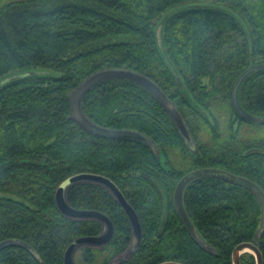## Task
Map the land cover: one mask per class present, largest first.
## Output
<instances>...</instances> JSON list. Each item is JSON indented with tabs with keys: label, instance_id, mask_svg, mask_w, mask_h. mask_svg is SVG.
Wrapping results in <instances>:
<instances>
[{
	"label": "trees",
	"instance_id": "1",
	"mask_svg": "<svg viewBox=\"0 0 264 264\" xmlns=\"http://www.w3.org/2000/svg\"><path fill=\"white\" fill-rule=\"evenodd\" d=\"M255 63L262 65L241 82L239 99L259 120L233 102L237 78ZM105 67L157 81L190 136L147 86L127 76L93 84L84 111L151 142L84 128L71 116V92ZM200 166L224 167L264 187V0H0V241L29 244L2 246L0 264H65L75 238L103 231L100 219L72 217L57 203L59 183L82 171L111 177L140 217V243L116 264H234L243 240H257L264 259L262 205L244 185L216 176L190 182L185 204L211 249L189 233L173 194ZM66 196L104 211L115 227L107 243L81 246L78 264H109L134 242L130 217L106 185L82 179ZM241 261L257 264L252 251Z\"/></svg>",
	"mask_w": 264,
	"mask_h": 264
},
{
	"label": "water",
	"instance_id": "2",
	"mask_svg": "<svg viewBox=\"0 0 264 264\" xmlns=\"http://www.w3.org/2000/svg\"><path fill=\"white\" fill-rule=\"evenodd\" d=\"M261 65L262 64L255 63L250 65L248 68H246L237 78L233 88V102L237 111L242 116L255 120H259L262 117L259 115L252 114L251 112H249L244 108V106L241 104L239 99V87L241 82L244 80V78H246V76L251 71L259 68ZM109 76H127L147 86L160 100V102L168 110V112L173 116L181 132L187 137L190 136L188 125L185 119L183 118L182 113L179 111L174 101L162 88V86L146 73H143L141 71L129 67H105L98 69L92 72L91 74H89L87 77H85L80 82V84L77 85L72 90L70 96L71 116L74 119H76L84 128L99 135L134 136V137L142 138L148 142H151L150 138L139 130L132 128H114V127L104 126L94 121L84 111L82 102L86 92L93 84ZM201 176H216L219 178H223L225 180L244 185L247 188H249L252 192H254L262 205V222L257 231L258 236L262 235V233L264 232V187L255 179L247 175L234 172L224 167L200 166L189 170L178 180L173 196L174 205L179 214V217L181 218L183 224L185 225L189 233L199 244H201L203 247L211 249L208 243L204 240V238L198 231L196 224L192 220L185 204L184 195L188 184L192 182L194 179L199 178ZM82 179L95 180L106 185L113 192V194L119 200V202L123 205V207L125 208L126 212L130 217L133 226V232H134L133 235L135 242L132 252H134L138 244L140 243L142 237V224L138 212L136 211L134 206L130 203V201L126 198L125 194L123 193L119 185L111 177L103 173L82 171L67 176L59 183L56 189L57 203L60 209L64 213L72 217H76V218L95 217L100 219L104 224V229L100 234L82 235L75 238L70 243V245L68 246L65 252V264H78L75 259L76 250H78L81 246L87 243L92 245H102L107 243L112 238L115 230L113 220L104 211L96 208L77 207L70 204V202L68 201L66 196V190L68 186ZM14 242H21L29 246V244L26 241H22L20 239H15V238H7L0 241V248L8 243H14ZM245 251H252L253 253H255L257 264H264L263 253L262 250L260 249L257 240H243L240 241L238 244H236L233 250L234 264H242L241 257H242V253ZM156 264H186V263L177 259H166L157 262Z\"/></svg>",
	"mask_w": 264,
	"mask_h": 264
},
{
	"label": "rangeland",
	"instance_id": "3",
	"mask_svg": "<svg viewBox=\"0 0 264 264\" xmlns=\"http://www.w3.org/2000/svg\"><path fill=\"white\" fill-rule=\"evenodd\" d=\"M247 128H249V131L252 130V126H246ZM257 129V128H256ZM155 149L157 150V152L159 153V148L155 145ZM134 242L132 241L129 245V247H127L122 253L114 256L111 261L109 262V264H116L119 259H121V257H127L128 255H130L133 251V245ZM85 245H92V244H85ZM92 246H101V245H92ZM78 253V251L76 250V254ZM80 253V252H79ZM78 253L79 256H81L80 254Z\"/></svg>",
	"mask_w": 264,
	"mask_h": 264
},
{
	"label": "bare ground",
	"instance_id": "4",
	"mask_svg": "<svg viewBox=\"0 0 264 264\" xmlns=\"http://www.w3.org/2000/svg\"><path fill=\"white\" fill-rule=\"evenodd\" d=\"M173 196H174V194H173ZM135 242V241H134ZM70 245V244H69ZM134 245V244H133Z\"/></svg>",
	"mask_w": 264,
	"mask_h": 264
},
{
	"label": "flooded vegetation",
	"instance_id": "5",
	"mask_svg": "<svg viewBox=\"0 0 264 264\" xmlns=\"http://www.w3.org/2000/svg\"><path fill=\"white\" fill-rule=\"evenodd\" d=\"M122 259L124 258V257H121Z\"/></svg>",
	"mask_w": 264,
	"mask_h": 264
}]
</instances>
